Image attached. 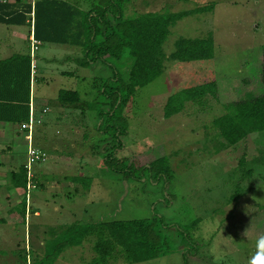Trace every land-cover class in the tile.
<instances>
[{
  "label": "rangeland",
  "instance_id": "rangeland-1",
  "mask_svg": "<svg viewBox=\"0 0 264 264\" xmlns=\"http://www.w3.org/2000/svg\"><path fill=\"white\" fill-rule=\"evenodd\" d=\"M65 1L80 12L100 6V0ZM207 5H212L211 9H201ZM124 11L126 17L150 11L185 12L170 26L164 44L167 56L175 51L178 37H207L211 33L216 55L213 59L189 62L168 59L159 77L127 97L122 118L125 122L127 119L128 131L120 135L122 145L118 148L114 146V128L106 130V118L99 115L102 109L109 110V106H104L108 98L99 91L105 81L110 82L114 77L116 68L127 77L132 59L127 55L116 62L99 59L82 67L75 60L84 57L82 49L41 43L36 62L51 74V78L45 76L36 85L42 105L47 101L44 96L55 98L61 90L73 89L80 95L82 113L75 112L80 129L68 138V148L56 151L40 145L48 165L44 159L34 165L33 172L39 179L37 187L34 183L32 189L33 199L39 201L38 206L47 197L61 199L69 206L70 215L66 218L69 225L163 217L167 225L172 224L164 232L170 239V252L135 264H214L209 253L213 239L220 245L223 264H264V188H261L264 187V132L253 133L230 145L214 122L226 113L225 104L264 93V0H129ZM20 29L24 34L22 49L29 51L30 26ZM52 58L57 60L51 61ZM67 70L76 76L60 74ZM213 80L217 81L218 98L208 95L202 104L189 102L180 113L165 116L168 97L186 87ZM51 107L49 114L39 111V115L46 117V121L54 116V125L58 113L54 104ZM69 119H64L62 126ZM20 148L9 151L15 155L16 162L2 167L4 173L0 172V176H6V181H10L12 170L20 169L28 161V146L24 142ZM108 155L111 159L120 158L121 168L130 169L137 180L112 170L106 163ZM164 156L173 170L168 180L150 174L146 168L140 171ZM70 177L87 178L81 183ZM5 180L0 182L1 189L9 188ZM54 181L58 187H45L54 186ZM50 219L54 221V217ZM41 233L38 242L50 238L52 231L45 226ZM182 233L187 236V242L183 241ZM90 240L82 247H69L56 263L48 264H89L95 256ZM17 253H1L0 264L16 261L27 264L21 258L19 262ZM116 264L127 263L121 258Z\"/></svg>",
  "mask_w": 264,
  "mask_h": 264
},
{
  "label": "trees",
  "instance_id": "trees-1",
  "mask_svg": "<svg viewBox=\"0 0 264 264\" xmlns=\"http://www.w3.org/2000/svg\"><path fill=\"white\" fill-rule=\"evenodd\" d=\"M127 1L129 0H100L99 9L94 6L82 12L65 0H36L35 6V36L41 42L69 44L82 49L84 57L81 60L78 58L80 66H88L99 59L105 63L109 60L116 62L125 55L132 59L127 77L119 74L116 68L114 77L109 79L110 82L105 81L99 91V94L108 98L105 106H109L107 112L102 109L99 115L106 118V130L114 128V146L118 148L122 145L120 135H125L128 131L127 119L125 122L122 118L127 97L159 77L164 72L168 59L189 62L213 59L216 55L215 39L211 33L207 37H178L174 43L175 51L167 56L164 44L168 39L170 26L186 13L150 11L136 17H126L124 5ZM20 2V5L26 4L24 1ZM8 6L0 3V10H6ZM211 7L212 5H207L201 9L209 10ZM26 10L22 7V11L17 12L16 16L20 14L25 20ZM31 72V55H16L0 60V120L30 122ZM37 72L38 69L32 73L34 80ZM70 73L68 71L69 75ZM262 80L264 83V61ZM208 95L218 98L217 81L186 87L168 97L165 116L169 118L180 113L189 102L202 104ZM59 101L64 105H81L80 95L73 89L61 90ZM225 109L226 113L217 117L214 122L228 144L236 145L253 133L264 132V93L247 100L229 102L225 104ZM167 158L164 156L142 167L140 171L146 168L150 174L168 180L172 177L173 170ZM106 163L112 170L122 172L125 178L137 180L130 169L121 168L123 163L120 158L111 159L108 155ZM14 175L24 180L21 184L26 187V200L29 203L34 183L37 181L35 173L29 177L26 167L23 166L19 171H12L10 182L16 180ZM140 176L141 172L139 179ZM29 178L33 182L30 190ZM86 178L70 177L81 183ZM171 225H167L159 215L151 219L100 220L84 225L74 223L57 236L46 238L41 250H35L33 254L25 250L24 258L21 251L20 257L27 264L56 263L66 249L72 246L82 247L87 239H91L95 256L89 264H116L121 258L127 264H135L162 257L170 252V239L164 232ZM182 236L183 241L187 242V236L183 233ZM186 251L183 253L187 257Z\"/></svg>",
  "mask_w": 264,
  "mask_h": 264
},
{
  "label": "crops",
  "instance_id": "crops-1",
  "mask_svg": "<svg viewBox=\"0 0 264 264\" xmlns=\"http://www.w3.org/2000/svg\"><path fill=\"white\" fill-rule=\"evenodd\" d=\"M20 3L21 2L8 3L9 5L8 9L3 11L0 10V60L8 59L16 55H22V56L30 55L31 46L29 51H24L22 49L21 42L22 39H24V34L22 33L23 32L22 29L20 28L26 25L30 26L29 41L31 43L30 36L33 32V27L29 20L31 13L33 11L32 10L33 7L27 1H24V3H26L25 5H20ZM22 7L27 9L26 10L27 17L25 20L20 14H18L19 16H16L17 12L22 11ZM26 28H28V26ZM41 43H49V42H41ZM53 44H58V43H53ZM61 45L71 46L69 44H61ZM71 47L80 49L76 46H71ZM70 58H67V60H72ZM77 59L78 58L76 57L75 60ZM54 60H57V58L51 59V61ZM47 63L50 64V62ZM32 73L33 72H31L30 105L31 106L34 105L35 107L34 115L37 118V122H35L36 124V127L34 129L35 132L33 130V134L32 136H30V130L28 127L29 123L27 122L18 123V122L0 120V172L2 173H4L3 168L5 167L6 163L12 165L16 162L15 155L11 154L9 151H18L19 149H21L20 145L23 144L24 142L29 148V143L31 138L34 145L35 146L37 145L36 147L38 148L41 147L40 145H44L46 147L49 146L50 148H52V150L63 151L64 149L68 148L67 145L69 146L68 138H70L73 133H75L77 130L80 129L79 127L80 125H78L77 123V121L79 120V118H77L78 114L75 112H77V110H80V112L82 113L81 108H79L78 105L68 106L62 104L59 101V94L61 91L59 92L58 96L55 98H50L51 96L50 97L44 96L47 99V101L45 102L46 103L45 105H42V100L37 93L36 85L40 80H43L45 76H49V78H51L50 77L51 74L48 72L46 73V71L42 70L39 65H38L36 80H34ZM60 74H63L64 77L72 76L74 78L76 76V74L74 73H70L69 75L68 70L61 71ZM5 89H7V91L9 90L8 88ZM52 100L54 101V103H52ZM53 104L56 107V109H54L55 112L58 113L54 125H52L54 116L52 119L49 118V120L46 121L45 120L46 117L44 116L40 117L41 114L39 115V111L49 114V112L52 109L51 105ZM67 108L70 109L71 114H69L70 112L69 110L68 111L66 110ZM45 109H49V110L47 112H44ZM73 113L74 115H72ZM68 118H70L69 123L65 124L66 125L65 127L62 126V121ZM41 123L43 124L48 123V125L40 127L39 124ZM58 126L59 127L61 126L62 129L59 128L60 129L59 130ZM47 159L48 158L46 155V158L44 159L45 163H47L48 161ZM46 165H48V163ZM23 166H25V164ZM18 169L12 171H19ZM15 176H16V180H13L12 182H10L9 180L6 181L5 180L6 176H0V182H4L5 180L7 183L6 186L9 187L5 189H1L2 186H0V237L2 238V239L0 238V243H3V247L2 248L0 247V254L5 252L9 253V251L15 254V252L18 251L17 254L20 262L21 251L25 252L26 250L28 253H30L33 252V248H35L36 250L42 249L45 243L44 241L45 239L44 240L41 239L38 242V237L45 226L50 227L52 231L50 238L57 236L59 234L56 231L57 229L61 233L62 227H66V225L68 226L70 224L68 219H66L68 218V215H70V213L67 212L69 211V206L67 207L61 199H57L56 197H52V198L47 197L45 201H43L41 206H38L39 201H35V199H33V192H31L30 204H28L25 194L26 187L24 186V184H21L24 183V180L20 177L18 178L17 175H14L13 177ZM38 177H39L38 174L36 175L35 173V179L37 178V181H35L36 187L39 179ZM47 184L51 185V181H48ZM56 184L57 182H55L54 186L49 187V185H46L45 187L47 189H54L58 187V185ZM65 185L66 184L63 185L64 190H65ZM76 188H78V186ZM73 200H74L73 204H75L76 196ZM50 217H54L53 222H52L53 219H50ZM57 218H61V219L58 222H56ZM61 256L59 257V259L61 258ZM15 264H20V263L16 261Z\"/></svg>",
  "mask_w": 264,
  "mask_h": 264
},
{
  "label": "built area",
  "instance_id": "built-area-1",
  "mask_svg": "<svg viewBox=\"0 0 264 264\" xmlns=\"http://www.w3.org/2000/svg\"><path fill=\"white\" fill-rule=\"evenodd\" d=\"M20 1H27L33 7V9H32L33 11L31 13L30 20H29L32 24V27H33V32L30 36V40H31L30 55H31L32 72L35 73L38 69V64L36 62V51L39 49V47L41 45V41L35 36V31H34L36 0H0V3L1 4H8V3L20 2ZM44 111H46V109ZM35 122H36V118L34 115V105H33L32 111H31L30 122L28 124L29 130H30V136H32V134H33L32 132L34 130ZM44 157H45V153L42 151V149H40L34 145V143L32 142V138H31L30 143H29V148H28V161L25 164V167L27 169V173H28L29 177H32V175H34V172H33L34 165L36 163H38L40 160L44 159ZM32 184H33V182L30 179V181L28 182V190H30V188L32 187ZM28 200H29V196H28Z\"/></svg>",
  "mask_w": 264,
  "mask_h": 264
},
{
  "label": "clouds",
  "instance_id": "clouds-1",
  "mask_svg": "<svg viewBox=\"0 0 264 264\" xmlns=\"http://www.w3.org/2000/svg\"><path fill=\"white\" fill-rule=\"evenodd\" d=\"M34 31H35V25H34ZM28 204H30V202ZM209 253L213 256L214 264H223V253L220 252V245L215 239L211 240L210 242Z\"/></svg>",
  "mask_w": 264,
  "mask_h": 264
}]
</instances>
